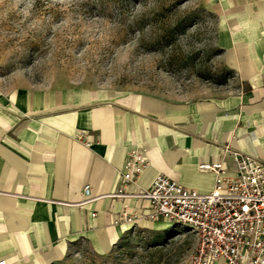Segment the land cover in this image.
Instances as JSON below:
<instances>
[{
    "label": "crops",
    "instance_id": "crops-1",
    "mask_svg": "<svg viewBox=\"0 0 264 264\" xmlns=\"http://www.w3.org/2000/svg\"><path fill=\"white\" fill-rule=\"evenodd\" d=\"M207 1L219 60L233 75L227 86L109 94L0 78V259L55 264L82 242L108 254L168 226L162 218L118 220L147 211L133 194L158 174L207 193L216 174L201 162L222 161L232 174L231 152L264 160V0ZM134 148L149 163L126 195L114 196ZM87 183L92 198L83 202Z\"/></svg>",
    "mask_w": 264,
    "mask_h": 264
},
{
    "label": "rangeland",
    "instance_id": "rangeland-1",
    "mask_svg": "<svg viewBox=\"0 0 264 264\" xmlns=\"http://www.w3.org/2000/svg\"><path fill=\"white\" fill-rule=\"evenodd\" d=\"M209 7L207 0H0V78L109 94L227 86L233 75L219 60ZM196 243L186 226L169 222L108 254L82 242L55 264H187Z\"/></svg>",
    "mask_w": 264,
    "mask_h": 264
},
{
    "label": "built area",
    "instance_id": "built-area-1",
    "mask_svg": "<svg viewBox=\"0 0 264 264\" xmlns=\"http://www.w3.org/2000/svg\"><path fill=\"white\" fill-rule=\"evenodd\" d=\"M234 172L227 173L222 161L199 164L204 171L215 172L212 189L201 193L187 188L165 174H158L149 187L133 194L148 201L145 213L127 215L118 220L135 222L138 218L165 219L186 226L196 236V247L187 264H264V160L231 152ZM149 161L144 148L128 151L120 167L114 196L126 195ZM83 202L92 198L90 184L83 187ZM0 264H7L0 259Z\"/></svg>",
    "mask_w": 264,
    "mask_h": 264
},
{
    "label": "trees",
    "instance_id": "trees-1",
    "mask_svg": "<svg viewBox=\"0 0 264 264\" xmlns=\"http://www.w3.org/2000/svg\"><path fill=\"white\" fill-rule=\"evenodd\" d=\"M217 52L220 54L221 53V50L220 49H217ZM222 82H224V81H219V83H222ZM121 246H122L121 244H117V247H121Z\"/></svg>",
    "mask_w": 264,
    "mask_h": 264
}]
</instances>
